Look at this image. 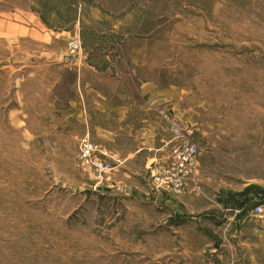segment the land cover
I'll use <instances>...</instances> for the list:
<instances>
[{
  "label": "rangeland",
  "instance_id": "rangeland-1",
  "mask_svg": "<svg viewBox=\"0 0 264 264\" xmlns=\"http://www.w3.org/2000/svg\"><path fill=\"white\" fill-rule=\"evenodd\" d=\"M85 81L135 126H168L144 180L111 187L113 163L78 110ZM83 139L109 171L81 156ZM183 141L194 175L179 194L157 188ZM146 183L162 200L126 187ZM256 205L264 0H0V264H264Z\"/></svg>",
  "mask_w": 264,
  "mask_h": 264
},
{
  "label": "crops",
  "instance_id": "crops-1",
  "mask_svg": "<svg viewBox=\"0 0 264 264\" xmlns=\"http://www.w3.org/2000/svg\"><path fill=\"white\" fill-rule=\"evenodd\" d=\"M85 84L87 86L83 91L85 96L81 97V101L86 107L78 104V110L86 115L85 133L105 148L107 156L113 163V171L108 178L109 182L112 181L115 185L111 187H120L118 180L122 175L144 180L145 171L151 164L161 162L167 153V145L171 140L167 134L168 126H153L149 121L147 124L149 126H135L129 121L131 108L125 102L121 104L114 101L112 94L107 97L100 91L99 85L90 87L88 81H85ZM77 101L80 102V98ZM108 117L115 126L107 124ZM122 138L130 141V148L122 147ZM146 185L142 190L133 185L126 187L130 191L137 190L143 197L151 196L155 200L160 198V193L153 192L148 183ZM130 191L128 193H131Z\"/></svg>",
  "mask_w": 264,
  "mask_h": 264
},
{
  "label": "built area",
  "instance_id": "built-area-1",
  "mask_svg": "<svg viewBox=\"0 0 264 264\" xmlns=\"http://www.w3.org/2000/svg\"><path fill=\"white\" fill-rule=\"evenodd\" d=\"M72 45L74 48H78L80 46L79 40H73L71 42ZM92 150L93 146L86 139H83L81 141V156L86 161H93L99 173L109 171V166L91 158ZM196 154V146L188 141L172 145L169 158H167V161L152 176L154 185L157 188L169 190L172 193H181L197 168ZM252 212L260 217H264V208L261 205L254 206Z\"/></svg>",
  "mask_w": 264,
  "mask_h": 264
},
{
  "label": "trees",
  "instance_id": "trees-1",
  "mask_svg": "<svg viewBox=\"0 0 264 264\" xmlns=\"http://www.w3.org/2000/svg\"><path fill=\"white\" fill-rule=\"evenodd\" d=\"M235 203H236V205H241V203H240V202H238V201H236ZM241 206H242V205H241Z\"/></svg>",
  "mask_w": 264,
  "mask_h": 264
}]
</instances>
